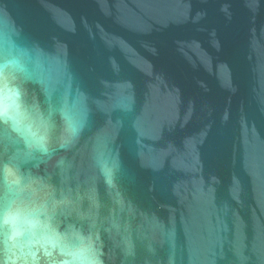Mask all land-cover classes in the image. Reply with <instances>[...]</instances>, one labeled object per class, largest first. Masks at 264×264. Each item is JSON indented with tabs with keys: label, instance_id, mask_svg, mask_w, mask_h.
Listing matches in <instances>:
<instances>
[{
	"label": "water",
	"instance_id": "95a60500",
	"mask_svg": "<svg viewBox=\"0 0 264 264\" xmlns=\"http://www.w3.org/2000/svg\"><path fill=\"white\" fill-rule=\"evenodd\" d=\"M15 61L47 151L0 139V169L57 231L103 264H264V0H0Z\"/></svg>",
	"mask_w": 264,
	"mask_h": 264
},
{
	"label": "clouds",
	"instance_id": "9594fccd",
	"mask_svg": "<svg viewBox=\"0 0 264 264\" xmlns=\"http://www.w3.org/2000/svg\"><path fill=\"white\" fill-rule=\"evenodd\" d=\"M10 66L12 71H0V139L11 143L22 141L29 148L46 152V128L39 113L29 104L23 87V80L30 79V73L20 61L10 62ZM133 103L131 95L127 96L125 106L131 109ZM78 130L72 125L67 131L74 137ZM118 166L116 157L111 163L107 159L100 162L107 184H112ZM54 216L55 205L49 209L37 202L15 162L3 165L0 169V236L3 237L0 264H40L41 256L51 257L54 251L62 258L46 264H103L98 240L92 232L85 233L71 225L65 232H59L52 223Z\"/></svg>",
	"mask_w": 264,
	"mask_h": 264
}]
</instances>
